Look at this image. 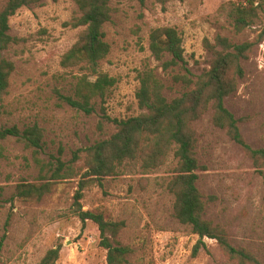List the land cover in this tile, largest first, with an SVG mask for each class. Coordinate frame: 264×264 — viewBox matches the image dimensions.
Wrapping results in <instances>:
<instances>
[{
    "label": "rangeland",
    "instance_id": "1",
    "mask_svg": "<svg viewBox=\"0 0 264 264\" xmlns=\"http://www.w3.org/2000/svg\"><path fill=\"white\" fill-rule=\"evenodd\" d=\"M237 0H111V21L105 24L111 45L101 69L117 77L113 95L106 103L112 118H128L141 110L136 99L138 74L154 68L166 84L165 94L175 97L185 91L172 73L149 50L150 32L155 27L175 26L183 34L187 66L193 75L209 67L204 40L212 43L218 34L234 42L253 40L264 25V0L258 24L234 34L223 5ZM7 0H0V10ZM75 0H45L23 6L10 18V33L20 38L4 52L15 63L7 90L0 92V127L20 128L37 123L45 129L43 159L52 154L63 159L115 130L103 121L101 111L91 115L72 107L64 96L72 93L74 74L61 66V58L78 40L83 27H73L77 14ZM245 76L238 90L226 98L227 107L241 120L246 141L264 147V40L243 61ZM212 109L193 123L199 159L198 185L205 196V218L220 226L236 245L253 251L264 261V165H257L245 150L230 138L226 129L213 122ZM102 122V123H101ZM100 123L103 129L100 127ZM168 161L150 173H143L136 161L107 176L99 185L82 189L79 202L84 210L99 209L108 218L124 220L119 240L133 251L130 264H239L215 239L194 251L199 236L182 224L173 210V195L166 177L176 165ZM84 159L78 164L84 169ZM40 167L32 153L16 137L0 140V264H40L51 248L61 246L55 264H105L107 250L100 245V231L92 221L83 223L76 214V194L81 174L58 182L40 201L14 199V187L21 179L35 181Z\"/></svg>",
    "mask_w": 264,
    "mask_h": 264
},
{
    "label": "trees",
    "instance_id": "2",
    "mask_svg": "<svg viewBox=\"0 0 264 264\" xmlns=\"http://www.w3.org/2000/svg\"><path fill=\"white\" fill-rule=\"evenodd\" d=\"M45 0H7L0 10V92L7 90L15 63L4 55L20 38L10 33V18L23 6L38 5ZM145 3L146 0H140ZM165 4L170 0H155ZM78 11L71 21L73 27H83L78 40L61 58V66L77 69L74 74L72 93L64 99L77 110L88 115L101 111L104 122L113 124L115 130L92 145L73 151L72 157L63 159L52 154L46 160L40 157L45 146V129L37 123L23 128L17 125L0 127V140L16 137L40 167L35 181L21 179L14 187V199L42 201L56 183L81 176L80 190L76 194V214L83 223L92 221L100 231V245L107 250L105 264H130L133 249L119 240L125 226L124 220L108 218L104 211L84 210L79 199L82 189L97 182L102 185L107 176L119 174L120 168L140 162L143 173H150L164 165L171 154L177 162L166 177V188L173 195L174 216L189 226L199 236L194 251L205 238L215 239L222 250L239 264H264L253 251L236 246L226 232L205 218L206 200L198 182L199 159L196 154L197 136L193 123L212 109L213 122L226 129L232 140L239 144L257 165H264V147L254 148L245 139L241 120L227 107L226 98L238 90L239 81L245 76L243 61L248 59L257 44L264 40V25L253 40L234 42L229 36L218 34L215 42L204 40L209 52V67L199 75H193L183 45V34L175 26H160L151 30L149 50L161 61L165 71L182 67L184 73H172L175 83H182L185 91L169 98L165 94L166 84L154 68L140 71L139 87L136 90L137 104L141 112L128 118H112L106 103L113 95L118 83L115 76L101 69V62L111 51L106 40L105 24L111 21L114 8L111 0H75ZM229 25L238 35L258 24L262 5L257 0L231 1L222 7ZM102 123V122H101ZM100 123L101 129H103ZM84 159L86 170L78 164ZM3 240L0 245L2 246ZM61 246L49 249L40 264H55L60 258Z\"/></svg>",
    "mask_w": 264,
    "mask_h": 264
}]
</instances>
